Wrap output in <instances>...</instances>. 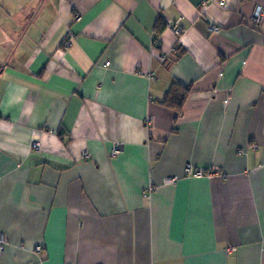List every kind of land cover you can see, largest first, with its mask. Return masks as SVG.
<instances>
[{"label":"crops","instance_id":"obj_1","mask_svg":"<svg viewBox=\"0 0 264 264\" xmlns=\"http://www.w3.org/2000/svg\"><path fill=\"white\" fill-rule=\"evenodd\" d=\"M0 236L1 264H264V0H0Z\"/></svg>","mask_w":264,"mask_h":264},{"label":"built area","instance_id":"obj_2","mask_svg":"<svg viewBox=\"0 0 264 264\" xmlns=\"http://www.w3.org/2000/svg\"><path fill=\"white\" fill-rule=\"evenodd\" d=\"M216 2L220 5V6H222V5H224V0H216ZM261 12H262V9H261V6H256V8H255V10H254V13H253V16H252V19L253 20H257V19H259L260 18V16H261ZM210 29L211 30H217V29H219L216 25H214V24H211L210 25ZM175 31L176 32H181L182 31V29L180 28V27H176L175 28ZM66 44H69V41L68 42H66ZM155 44L156 45H160L159 44V42H156L155 41ZM160 59H162V60H164V54H160L159 56H158ZM109 62L107 61L106 62V64H108ZM36 144L38 145V142H36ZM122 150V145L120 144V143H118V144H116L113 148H112V150H111V153L112 154H117V153H119L120 151ZM183 173L185 174V175H192V176H195V177H201V176H212V172L210 171V170H206L205 168H203V167H194L192 164H190V163H187L186 165H185V167H184V169H183ZM177 178V176H173V177H171V178H166L165 179V182L166 183H169V182H171V181H175V179ZM4 246H5V238L3 237V236H0V258H1V255H2V253H3V251H4ZM41 249H42V247H41V245H37L36 247H35V251L36 252H39V251H41ZM0 264H1V261H0Z\"/></svg>","mask_w":264,"mask_h":264},{"label":"trees","instance_id":"obj_3","mask_svg":"<svg viewBox=\"0 0 264 264\" xmlns=\"http://www.w3.org/2000/svg\"><path fill=\"white\" fill-rule=\"evenodd\" d=\"M166 26L165 21L158 20L155 24L154 30L156 33V42H159L157 36L161 33L163 28ZM189 91L188 87H184L182 91L178 90L177 83L173 82L170 88L165 92L162 102L169 101L170 106L175 107L177 110L182 108V105L186 99L187 92ZM175 104V105H174Z\"/></svg>","mask_w":264,"mask_h":264},{"label":"rangeland","instance_id":"obj_4","mask_svg":"<svg viewBox=\"0 0 264 264\" xmlns=\"http://www.w3.org/2000/svg\"><path fill=\"white\" fill-rule=\"evenodd\" d=\"M252 20H253V19H252ZM217 27H218V26H217ZM218 28H219V27H218ZM217 30H218V29H217ZM213 31H216V30H213ZM121 151H122V150H121ZM121 151H120V152H121ZM206 170H207V169H206ZM210 171H211V170H210ZM211 172L213 173V171H211ZM212 175H213V174H212Z\"/></svg>","mask_w":264,"mask_h":264}]
</instances>
